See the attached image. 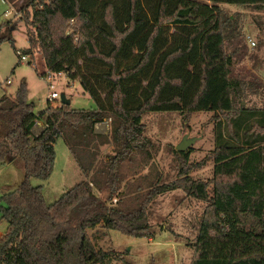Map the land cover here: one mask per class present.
Instances as JSON below:
<instances>
[{
    "label": "trees",
    "instance_id": "obj_1",
    "mask_svg": "<svg viewBox=\"0 0 264 264\" xmlns=\"http://www.w3.org/2000/svg\"><path fill=\"white\" fill-rule=\"evenodd\" d=\"M220 4L260 9L264 0H22L20 20L32 28L23 53L34 58L40 51L48 72L80 83L97 109L49 102L37 114L25 83L15 97L0 98V165L15 158L25 172L20 186L2 197L0 222L8 227L0 264H132L100 248L88 232L101 226L153 238L151 204L178 190L208 204L190 264H264V107L243 105L250 91L264 99V83L232 76L226 51L232 21ZM9 23L0 25V44L9 41L16 50ZM201 111L214 113V150L196 165L189 164V151H175L182 161L178 178L131 198L125 166L137 155L147 166L155 148L143 116L179 112L188 120ZM39 120L46 128L34 137ZM105 121L110 135L98 136L95 128ZM60 138L89 180L48 205L42 186L30 180H49ZM108 144L113 154L99 161ZM209 160L212 180L190 177Z\"/></svg>",
    "mask_w": 264,
    "mask_h": 264
},
{
    "label": "rangeland",
    "instance_id": "obj_2",
    "mask_svg": "<svg viewBox=\"0 0 264 264\" xmlns=\"http://www.w3.org/2000/svg\"><path fill=\"white\" fill-rule=\"evenodd\" d=\"M21 5L22 0L15 6L6 0H0V25L10 22L5 29L15 28L12 32L16 48L15 50L9 41L0 44V97H15L20 86L25 83L28 100L34 103L35 113L38 114L49 105V95L53 91L50 88L52 83L54 91L72 100L71 108L97 109L96 103L80 83L71 81L66 74L48 72L40 51L35 52L34 58L31 57V64L20 62L17 51L23 53L30 47L27 32L28 29L32 30L20 20ZM219 6L232 21L228 26L230 35L226 40V51L233 57L232 76L247 82L264 83V7L257 9L253 6L230 4ZM9 12L11 15H8ZM250 40L254 41L256 46H251ZM49 76L53 77L51 82L48 80ZM51 105L58 107L61 102L52 101ZM243 105L262 108L264 99L260 94L250 91ZM213 116L212 112L201 111L194 113L187 120L179 112L146 113L143 116L145 136L155 148L147 166L141 162L139 155L132 165L125 166L128 184L131 185L130 197L145 193L155 182H171L178 178L182 161L175 151L185 139L194 140L186 151H189V164L196 165L207 158L215 148ZM103 129L110 133V121H105V124L99 127V130ZM9 148L11 149L10 145ZM105 148L101 156L102 161H106L108 154H113L112 146ZM55 150L56 159L49 180H30L32 186H42V194L48 205L58 201L66 191L83 180L81 171L63 139L57 140ZM4 151L8 152L7 149ZM12 161V164L0 165V218L1 207L7 205L2 197L16 190L25 176L22 161H15V158ZM214 166V161L209 160L203 167L194 169L190 177L195 180H212ZM125 188L123 183L122 190ZM209 191H213L212 186ZM102 197L105 199L106 195L102 194ZM115 200L113 205L117 203ZM207 208V203L197 201L181 190L173 191L159 196L150 206L149 223L155 233L152 240L125 235L115 230L109 231L108 235L103 229L90 230L88 233L91 237L97 232L104 233L103 239L97 243L98 246L105 251L114 250L124 254L126 260L132 264H190L194 256L192 244L198 236L200 223ZM6 231L7 223L0 222V233L5 234Z\"/></svg>",
    "mask_w": 264,
    "mask_h": 264
},
{
    "label": "crops",
    "instance_id": "obj_3",
    "mask_svg": "<svg viewBox=\"0 0 264 264\" xmlns=\"http://www.w3.org/2000/svg\"><path fill=\"white\" fill-rule=\"evenodd\" d=\"M8 97V95H3L2 97ZM2 97H0V98H2ZM11 97V96H10ZM69 99V98H68ZM70 100V99H69ZM70 102H71V104H72V100H70ZM71 106V105H70ZM42 112V111H41ZM103 124H105V122L104 123H101V124H98L97 126H96V128H95V133L98 135V136H101V137H106V136H109L110 135V133L108 134L106 131H104V129L103 130H99V127L101 126V125H103ZM45 128H46V125H45V122L43 121V120H39V121H37L36 122V124H35V126L33 127V129H32V133H33V136L34 137H38V136H40L42 133H43V131L45 130ZM110 146H112V148H114L113 147V144H108V145H105V146H103V147H101V151H100V156L98 157V160L99 161H102L101 159V156L103 155V153H104V151L106 150V148L105 147H110ZM112 151V150H111ZM109 153V152H108ZM112 154V153H111ZM12 163H14V161H9L7 164H12ZM81 171V170H80ZM81 175H82V179L83 180H89V177H87V176H85V175H83V173L81 172ZM82 180V181H83ZM124 191V190H123ZM97 195L99 196V197H101V198H103L102 197V194L101 193H97ZM117 199V198H116ZM118 200V199H117ZM118 202V201H117ZM7 227H8V225H7ZM98 229H103L101 226H99V227H97L96 229H95V231H98ZM104 230V229H103ZM104 231H106V230H104ZM108 232L109 231H107L106 233H107V235H108ZM96 233V232H95ZM4 235V233H0V237L1 236H3ZM94 236H96V237H98V240L99 241H101L102 239H103V236H104V233H100V234H98V232L96 233V234H94ZM150 240H152L153 238H149ZM114 251V250H113Z\"/></svg>",
    "mask_w": 264,
    "mask_h": 264
},
{
    "label": "built area",
    "instance_id": "obj_4",
    "mask_svg": "<svg viewBox=\"0 0 264 264\" xmlns=\"http://www.w3.org/2000/svg\"><path fill=\"white\" fill-rule=\"evenodd\" d=\"M8 15H11V12H9ZM250 43H251V46H253V47L256 46L254 41L250 40ZM18 54L20 56V62L21 63H25V62L31 63V61H32L31 57H29L28 55H25L23 53H20V52H18ZM52 79H53V77L49 76V78H48L49 82H51ZM8 84H10V81H8ZM50 88L53 89V91L49 95V102L51 103L52 101H58V100H60V102H61V96L59 95V93L54 91V86L52 83H50ZM115 201H117V200H115Z\"/></svg>",
    "mask_w": 264,
    "mask_h": 264
},
{
    "label": "water",
    "instance_id": "obj_5",
    "mask_svg": "<svg viewBox=\"0 0 264 264\" xmlns=\"http://www.w3.org/2000/svg\"><path fill=\"white\" fill-rule=\"evenodd\" d=\"M61 103L69 106L71 105V102L65 95L61 96ZM194 143V140H187L185 139L180 145L177 146L176 151L178 152H186L187 149Z\"/></svg>",
    "mask_w": 264,
    "mask_h": 264
}]
</instances>
